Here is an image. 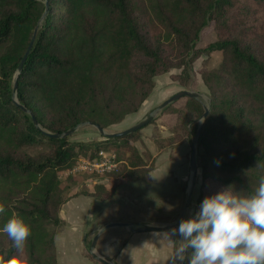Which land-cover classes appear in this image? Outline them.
I'll list each match as a JSON object with an SVG mask.
<instances>
[{
    "label": "trees",
    "instance_id": "16d2710c",
    "mask_svg": "<svg viewBox=\"0 0 264 264\" xmlns=\"http://www.w3.org/2000/svg\"><path fill=\"white\" fill-rule=\"evenodd\" d=\"M209 21L217 40L203 53L222 59L202 75L211 105L197 144L201 177L248 194L264 177V0H0V202L7 205L0 225L20 215L32 229L20 250L0 233L5 264H57L54 235L67 200L59 175L76 153L93 160L99 150H123L132 157L123 179L142 177L131 145L137 131L95 144L52 135L83 122L106 128L136 112L155 76L192 69ZM186 104L202 115L195 99ZM29 148L44 151L22 153ZM100 189L94 186V194L109 198L111 191Z\"/></svg>",
    "mask_w": 264,
    "mask_h": 264
},
{
    "label": "rangeland",
    "instance_id": "374dc122",
    "mask_svg": "<svg viewBox=\"0 0 264 264\" xmlns=\"http://www.w3.org/2000/svg\"><path fill=\"white\" fill-rule=\"evenodd\" d=\"M216 40L217 33L215 25L212 21H209L202 29L196 43L195 50L198 55L191 62L192 69L184 73L182 72V68H172L168 72L155 76L153 78V88L139 109L125 116L122 121L103 128L104 131L109 134L118 133L136 125L165 100L180 91H193L200 94L202 96L201 100L196 101L200 104L203 113L204 106L207 107L209 112L211 98L209 91L203 83L202 75L215 69L220 63L222 55L220 52H213L206 55L203 53V50L208 44ZM168 106H170L173 111L163 113L162 111L166 107L163 108L157 113L150 124L137 131L135 140L131 142V145L135 148L139 156L138 158L143 162L135 168L137 171L142 169L144 172L140 179L132 182L126 181L122 177L125 168L128 167V165H126V160L132 158L128 152L123 150H106L116 154L119 170L111 175L82 173L65 176L60 173L59 179L64 198L68 199L76 194H84L87 192V186H97L102 188L99 190V194L104 195L103 193L111 191L107 196L109 198L117 196L115 199V202H118L117 205H129L128 208L132 207L131 210L136 211L134 215L143 218L150 217L149 219L153 221L148 222L150 224H163L160 221L170 216L173 221L167 224L176 221L186 199L187 188L190 181L191 171L189 164L192 140L195 139L198 128L200 125L202 127L204 121L202 122L203 113L197 118L195 113L188 109L186 97L180 98ZM66 138H68L69 142L73 143L95 144L104 137L101 136L93 126L83 125ZM197 144L198 138L196 141L197 172L191 202L185 217L197 210L199 198L202 200L205 195H210L222 189L220 186L214 185L210 181H202ZM43 151V149L39 148H29L22 150V153L36 155ZM80 159H83L81 152L76 153V156L71 160L72 165L68 169H71ZM137 160L136 156L133 162H137ZM158 168L161 170L166 168L172 170V172H170V182H166L169 185L155 184V182H153V188L149 191L150 184L152 183L150 181V174H154ZM131 170H134V168ZM104 190L105 192H103ZM132 190L134 192H132ZM178 196L180 201L176 213L171 215L172 211L169 206ZM113 208H115V206H113ZM108 213L110 212H106L107 215ZM112 215L110 216L112 217ZM90 243L91 239H88V249Z\"/></svg>",
    "mask_w": 264,
    "mask_h": 264
},
{
    "label": "clouds",
    "instance_id": "9594fccd",
    "mask_svg": "<svg viewBox=\"0 0 264 264\" xmlns=\"http://www.w3.org/2000/svg\"><path fill=\"white\" fill-rule=\"evenodd\" d=\"M6 209L0 202V214ZM0 233L20 250L32 229L22 216L11 215L0 225ZM167 235L174 245L171 264H183L186 257L188 264H264V177L248 194H240L229 185L205 195L197 210L182 218ZM0 264H5L3 256Z\"/></svg>",
    "mask_w": 264,
    "mask_h": 264
},
{
    "label": "crops",
    "instance_id": "0c3cea01",
    "mask_svg": "<svg viewBox=\"0 0 264 264\" xmlns=\"http://www.w3.org/2000/svg\"><path fill=\"white\" fill-rule=\"evenodd\" d=\"M170 172L172 170L169 168L164 170L158 168L154 174H150L152 183L149 191L153 188V182L168 184L166 182H170ZM116 198L117 196L100 199L94 194V186H87V192L76 194L66 200L60 211L62 222L54 235L57 264H99L87 257L89 254L87 241L92 240L98 227L103 224L153 222L150 217L134 215L136 211L131 210L132 207L128 208L129 205H117ZM179 201L178 196L169 206L171 215L176 213ZM106 212L110 213L107 215ZM109 214L114 215L111 217ZM172 221L170 216L160 222L167 224ZM167 232L132 233L126 227L108 228L100 234L96 252L116 264H171L169 258L173 255L174 245L170 243Z\"/></svg>",
    "mask_w": 264,
    "mask_h": 264
},
{
    "label": "water",
    "instance_id": "95a60500",
    "mask_svg": "<svg viewBox=\"0 0 264 264\" xmlns=\"http://www.w3.org/2000/svg\"><path fill=\"white\" fill-rule=\"evenodd\" d=\"M44 2H45V7L47 8V3H46V1H44ZM43 17H44V15H43ZM37 29H38V27L35 28V30H34V32L32 34V37H31L30 44H29V46L27 48V51L24 54L22 60L20 61L19 65L17 67L16 77L20 73L21 68H22V65L24 64L25 59H26V57H27V55H28V53H29V51L31 49L33 40H34L35 35H36V32H37ZM184 97H186V98H192V99H195V100L200 101L202 96L200 94L196 93V92H193V91H180V92L174 94L173 96H171L170 98H168L167 100H165L155 110H153L151 113H149L142 121H140L136 125L128 128V129H126V130H124L122 132L109 134V133H106L104 131V129L101 128V127H99V125H97V124L83 122V123H81V124H79V125L71 128V129L65 131L62 134H54L52 136H54L56 138H66V137L72 135L74 132H76L80 126H83V125H91L94 128H96V130L98 131V133L101 136H103V137H121V136L130 134L132 132H136V131L142 129L143 127H145L146 125L150 124V122L155 118V116L157 115V113L159 111H161L163 108L167 107L169 104L177 101L180 98H184ZM13 99H14V102H16V83H14V85H13ZM20 108H22L25 112H27L24 109V107L20 106ZM203 108H204V113H203V116H202V122L205 120V118H206V116L208 114L207 107L204 106ZM32 122H33V124L35 126H38L36 120L34 119V117H32ZM200 128H201V125L198 128V131H197V134L195 136V139L192 140L191 155H190V164H189L190 171H191L190 181H189V186L187 188L186 199L184 201L183 207L181 209V212H180L177 220L174 221L173 223H170V224H155V225L154 224H141V223L128 224V223H118V222L117 223H106V224H103V225L99 226L98 229L96 230V233H95V235L93 236V238L91 240V243H90V246H89V250H88L89 254L95 260H97L98 262H100L102 264H116V263H114L112 261H109V260L104 259L100 255H98V253L96 252V243H97V240H98L100 234L104 230H106L108 228H112V227H126L132 233L167 232L171 228L177 226L178 223H179V221L182 218H185L186 213H187V209H188V207L190 205V202H191L192 191H193L194 182H195V178H196V172H197L196 141H197V138L199 136Z\"/></svg>",
    "mask_w": 264,
    "mask_h": 264
},
{
    "label": "built area",
    "instance_id": "2783aa9c",
    "mask_svg": "<svg viewBox=\"0 0 264 264\" xmlns=\"http://www.w3.org/2000/svg\"><path fill=\"white\" fill-rule=\"evenodd\" d=\"M116 154L112 151L99 150L93 160L80 159L71 169L63 171L61 175L94 174L111 175L119 169Z\"/></svg>",
    "mask_w": 264,
    "mask_h": 264
}]
</instances>
